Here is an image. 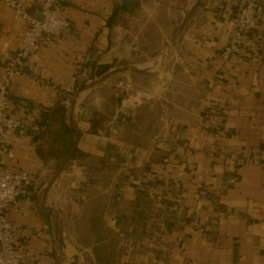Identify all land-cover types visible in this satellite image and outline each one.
Masks as SVG:
<instances>
[{
    "label": "crops",
    "instance_id": "1",
    "mask_svg": "<svg viewBox=\"0 0 264 264\" xmlns=\"http://www.w3.org/2000/svg\"><path fill=\"white\" fill-rule=\"evenodd\" d=\"M154 1L64 0L72 30L9 88L29 128L0 155L32 177L9 215L24 264H264V16L227 62L240 0H198L154 58L133 32L160 25ZM26 29L0 0V81ZM151 73L167 81L119 102L115 77Z\"/></svg>",
    "mask_w": 264,
    "mask_h": 264
},
{
    "label": "built area",
    "instance_id": "2",
    "mask_svg": "<svg viewBox=\"0 0 264 264\" xmlns=\"http://www.w3.org/2000/svg\"><path fill=\"white\" fill-rule=\"evenodd\" d=\"M63 1L36 0V9L31 12L24 0H3L5 6L14 11L27 26L16 54L4 67L0 81V155L5 154L9 159L15 157V151L9 148L8 137L13 132L23 135L29 130L21 121L7 114L10 108L9 88L18 77L24 75L25 60L38 53L43 41L55 47L59 37L72 30L73 15ZM263 16L264 0H240L236 27L229 34V42L222 52L224 61H231L242 52L249 33ZM252 60L259 61L255 49L252 51ZM33 130L38 132L39 127ZM31 187L32 177L27 169L14 171L4 166L0 159V264H24L9 215L20 197L31 195Z\"/></svg>",
    "mask_w": 264,
    "mask_h": 264
},
{
    "label": "rangeland",
    "instance_id": "3",
    "mask_svg": "<svg viewBox=\"0 0 264 264\" xmlns=\"http://www.w3.org/2000/svg\"><path fill=\"white\" fill-rule=\"evenodd\" d=\"M197 1L198 0H155L153 2V6L158 4V7H160L157 11V19L160 25L153 24L147 27H133V32H139L141 29H143L141 33L147 43L145 52L148 55H153L155 56L154 58H158L162 52H165L164 57L166 59L168 55V43H172V40L179 34L183 25L182 21L186 22L194 14ZM149 60L152 59H133V61L137 62L138 64L144 62L143 64L139 65L141 67H146V63L149 62ZM160 60L161 59H159V61ZM159 61L156 63L158 64ZM156 63L153 65H157ZM134 77V81L132 84H130L129 88H126V91L123 90V88L126 87V78L124 76H117L111 81V89H113V92L118 95V100L120 103L123 98H126L127 94L132 96L139 92L141 96L142 94L144 96L151 95L150 91L153 83H157L161 80L167 81V79H160L157 73H151L147 75L136 74ZM116 85H119V87L115 88ZM109 91L110 90L107 92Z\"/></svg>",
    "mask_w": 264,
    "mask_h": 264
},
{
    "label": "trees",
    "instance_id": "4",
    "mask_svg": "<svg viewBox=\"0 0 264 264\" xmlns=\"http://www.w3.org/2000/svg\"><path fill=\"white\" fill-rule=\"evenodd\" d=\"M64 132L67 136V139H65V148H66V151H68L69 148L71 147V143H72V140H69L68 136H70V138L73 137V131L71 129H69L68 127H66Z\"/></svg>",
    "mask_w": 264,
    "mask_h": 264
},
{
    "label": "bare ground",
    "instance_id": "5",
    "mask_svg": "<svg viewBox=\"0 0 264 264\" xmlns=\"http://www.w3.org/2000/svg\"><path fill=\"white\" fill-rule=\"evenodd\" d=\"M152 63V62H151ZM152 65H148L147 67H151Z\"/></svg>",
    "mask_w": 264,
    "mask_h": 264
}]
</instances>
